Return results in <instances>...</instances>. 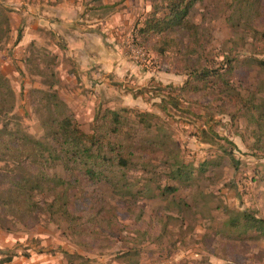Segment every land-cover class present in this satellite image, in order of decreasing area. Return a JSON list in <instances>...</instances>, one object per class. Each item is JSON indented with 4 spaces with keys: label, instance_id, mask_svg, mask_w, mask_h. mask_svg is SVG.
Listing matches in <instances>:
<instances>
[{
    "label": "rangeland",
    "instance_id": "obj_1",
    "mask_svg": "<svg viewBox=\"0 0 264 264\" xmlns=\"http://www.w3.org/2000/svg\"><path fill=\"white\" fill-rule=\"evenodd\" d=\"M0 5L10 19L9 36L0 44V75L14 92L12 113L0 117V129L9 122L6 131L15 134L2 141L22 149L25 136H44L41 121L50 117L39 91H50L87 133L98 112L126 109L127 140L149 162L109 182L76 172L69 219L43 214L21 222L0 209V264H126L118 256L127 251L136 253L130 261L137 264H264V235L230 226L244 212L264 221V125L236 115L216 90L181 91L198 63L216 70L229 58L236 92L264 103V72L257 63L264 61V0H197L188 20L199 27L205 50L191 62L185 37L175 35L177 47L158 54L152 40L137 36L152 0H0ZM23 8L32 17L31 11H45L47 18L57 14L50 9L65 8L69 27H32L30 42L18 47ZM79 36L88 42L84 48L91 47L86 60L66 56V45ZM137 112L155 116L151 127L134 119ZM204 132L212 142L201 140ZM165 137L193 171L191 180H171L161 155L144 152ZM3 154L1 149L0 159ZM25 163V170H35ZM13 165L0 162L2 169ZM9 181L3 180L2 190ZM164 186L175 192L160 195Z\"/></svg>",
    "mask_w": 264,
    "mask_h": 264
},
{
    "label": "trees",
    "instance_id": "obj_2",
    "mask_svg": "<svg viewBox=\"0 0 264 264\" xmlns=\"http://www.w3.org/2000/svg\"><path fill=\"white\" fill-rule=\"evenodd\" d=\"M196 1L152 0V11L136 29L137 36L144 41L152 40L153 49L158 54H165L177 47V39L174 36L180 35L189 40L184 53L190 58L188 62L192 61L193 56L201 57L205 50V42L199 33V27L188 20ZM9 33L10 19L6 9L0 5V44L7 40ZM20 38L21 33L18 31L16 41L18 42ZM257 63L264 72V61ZM199 64L192 71L193 77H188L182 86V92L208 94L216 90L223 98L230 101L236 115H245L255 126L260 123L264 125V103H259L254 94L244 98L233 87L231 76L235 69L234 61L226 58L225 66L216 70ZM191 65H195L194 62ZM53 84L49 87L52 88ZM39 92L42 95V108L50 117L41 121L44 136L40 140L25 136L26 143L22 149L10 148L6 141V143L2 141L5 136H15L11 131H6L9 122L3 123L0 129V150H5L0 162L14 164L9 169L0 167V209L3 212H7L21 222L37 221L38 216L43 214H58L62 218L69 219L78 174L92 181L109 182L116 174L122 179L125 172L147 167L149 162L142 159V153L137 155L127 140L125 127L128 119L123 115L126 109L118 111L105 109L101 113L98 112L94 118L92 131L87 133L82 130L56 93ZM13 107L14 92L8 80L0 75V117L6 119L11 115ZM133 117L146 128L151 127L152 119L155 118L151 113L141 112L135 113ZM202 136V141L212 142L210 134L204 132ZM156 140L144 152H148L147 155L152 158L161 155L160 157L170 167L171 180L178 183L191 180L193 171L178 158L174 148H170L169 138ZM23 162H27L25 165L28 164L27 166L30 167L34 165L35 170H25L21 165ZM5 178H10L9 187L2 190L1 186L7 184L3 183ZM124 185H121V189L126 190L125 194H132L130 187ZM174 192V187L164 186L160 195ZM230 226L242 232L253 231L264 235V221L254 218L249 213H242L239 221L230 219ZM131 255L136 253L127 251L118 258L126 264H137V261H130ZM9 260L8 258L5 262Z\"/></svg>",
    "mask_w": 264,
    "mask_h": 264
},
{
    "label": "crops",
    "instance_id": "obj_3",
    "mask_svg": "<svg viewBox=\"0 0 264 264\" xmlns=\"http://www.w3.org/2000/svg\"><path fill=\"white\" fill-rule=\"evenodd\" d=\"M11 3L9 4H12L14 2L10 1ZM16 4V3H14ZM17 5V4H16ZM53 10L56 14L55 17L58 16L59 20L60 21H56L55 20V17H46V16H49L47 13L45 16L43 14H45V11L44 12H39V11H31L34 15L33 17L30 16V14L27 12V9L26 8H23L22 9V15H19L21 18L23 17V19L21 20L22 21V25H23V35L22 37L20 38V40L18 41L17 43V46L18 47H22V46H26L28 44V42H30V39L32 38L31 34L35 33L34 31H31V28L33 27H38V26H42L44 24H49L53 27H55L56 29H62L64 30V28H68L69 27V23L64 20V14H65V8L61 9H57V8H54V9H50V11ZM32 15V14H31ZM25 17V18H24ZM29 18H34V21L32 23H29V21L27 19ZM44 27V26H42ZM70 44L66 45V48H70V50L68 51L70 54L66 55V56H78V58L80 59H87L89 57V53L86 52L87 49H91L90 46L84 48V46H86V44L88 43L86 39H84V37L82 36H79L77 38H75L74 40H70ZM99 48V47H98ZM95 50V49H94ZM97 51V49H96ZM67 52V53H68ZM93 55V54H92ZM84 56H88L87 58H84ZM91 62L96 64L95 62H97V59L94 57L93 59H91Z\"/></svg>",
    "mask_w": 264,
    "mask_h": 264
},
{
    "label": "built area",
    "instance_id": "obj_4",
    "mask_svg": "<svg viewBox=\"0 0 264 264\" xmlns=\"http://www.w3.org/2000/svg\"><path fill=\"white\" fill-rule=\"evenodd\" d=\"M137 53H141V50L138 49V50H137Z\"/></svg>",
    "mask_w": 264,
    "mask_h": 264
}]
</instances>
